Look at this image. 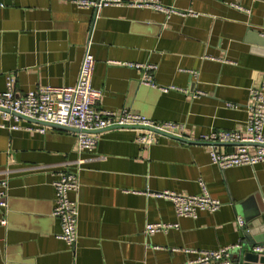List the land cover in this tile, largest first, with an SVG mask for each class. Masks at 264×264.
I'll list each match as a JSON object with an SVG mask.
<instances>
[{
	"label": "crops",
	"instance_id": "obj_1",
	"mask_svg": "<svg viewBox=\"0 0 264 264\" xmlns=\"http://www.w3.org/2000/svg\"><path fill=\"white\" fill-rule=\"evenodd\" d=\"M179 13L110 6L95 12L68 0H0V91L13 77L19 95L77 83L89 47L96 65L97 109H123L184 126V140L159 136L137 143L138 131L111 129L94 152L76 136L50 127L45 134L1 128L0 182L9 187L0 210V264H181L195 252L240 240L244 220L264 201V163L220 170L198 140L214 131L244 129L250 91L264 78V0H157ZM242 8V9H240ZM258 32L257 37L255 33ZM125 64L155 65L156 83L187 91L162 93L140 84L143 72ZM202 93L194 97L195 94ZM233 145L221 146L224 153ZM76 173L79 242L58 239L55 187ZM204 184L222 205L196 219L151 196L173 191L199 195ZM150 223L179 224L153 236Z\"/></svg>",
	"mask_w": 264,
	"mask_h": 264
},
{
	"label": "built area",
	"instance_id": "obj_2",
	"mask_svg": "<svg viewBox=\"0 0 264 264\" xmlns=\"http://www.w3.org/2000/svg\"><path fill=\"white\" fill-rule=\"evenodd\" d=\"M80 9H92L96 13L110 6H129L147 8L165 14L167 17L179 12L171 7L159 3L157 0H68ZM242 9V8H240ZM96 61L89 51L83 57L77 83L70 87L47 86L38 90L19 95L16 92V82L13 77L7 79L6 90L0 91L1 128L18 131L23 129L22 121L31 124L24 127L29 132L45 134L53 126L68 128L76 136L77 148L81 152L92 153L97 148L99 135L111 129L138 131L137 143L151 145L159 136H167L177 140H184V126L175 122H157L148 117L132 112L128 109L119 112L97 109V104L103 97L101 90L93 87V76ZM143 72L140 84L158 89L162 93L170 91H187L175 87L159 86L153 72L155 65L125 64ZM203 95L195 94L194 97ZM251 103L247 106L248 118L243 131H214L202 136L201 143L210 148L211 163L220 170L235 167H254L264 163V78L261 84L251 89ZM71 132V131H70ZM233 145L234 151L224 153L221 146ZM199 195H184L173 191L150 194L159 199L170 201L180 218L198 217L201 211L214 213L222 205L219 200L212 198L202 183ZM55 206L53 217L58 220L61 232L57 238L67 246L75 249L79 242V208L76 201L71 200L70 193L79 189V178L76 173H66L54 183ZM9 187L7 181L0 182V210H8ZM2 226L7 225L3 218ZM239 228L244 226L241 218L237 219ZM179 224L150 223L145 227V234L153 236L166 233L172 229H179ZM241 242L216 251L195 252L196 257L181 264H230L229 257ZM262 251L263 249H258Z\"/></svg>",
	"mask_w": 264,
	"mask_h": 264
},
{
	"label": "water",
	"instance_id": "obj_3",
	"mask_svg": "<svg viewBox=\"0 0 264 264\" xmlns=\"http://www.w3.org/2000/svg\"><path fill=\"white\" fill-rule=\"evenodd\" d=\"M255 35L258 37L259 33ZM259 42L264 46V34ZM54 128L74 131L61 126H53ZM190 142L189 140H181ZM244 226L240 228L241 247L234 250L230 257V264H264V201L257 204L254 211L244 218ZM263 249L259 251L258 249Z\"/></svg>",
	"mask_w": 264,
	"mask_h": 264
}]
</instances>
